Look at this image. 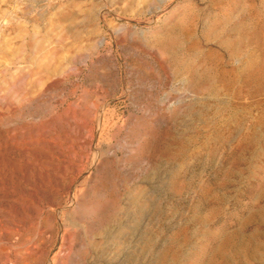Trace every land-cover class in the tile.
Wrapping results in <instances>:
<instances>
[{
    "label": "rangeland",
    "instance_id": "374dc122",
    "mask_svg": "<svg viewBox=\"0 0 264 264\" xmlns=\"http://www.w3.org/2000/svg\"><path fill=\"white\" fill-rule=\"evenodd\" d=\"M263 102L264 0H0V264H264Z\"/></svg>",
    "mask_w": 264,
    "mask_h": 264
},
{
    "label": "bare ground",
    "instance_id": "6f19581e",
    "mask_svg": "<svg viewBox=\"0 0 264 264\" xmlns=\"http://www.w3.org/2000/svg\"><path fill=\"white\" fill-rule=\"evenodd\" d=\"M214 84H215V83H214ZM214 84H213V85H214ZM233 87H234V86H233ZM208 90H209V89H208ZM216 97H217V96H216ZM219 97H221V96H219ZM217 99H218V98H217ZM216 101H217V100H216ZM220 103H221V102H220ZM263 103H264V102H263ZM263 103H262V104H263ZM255 105H256V104H255ZM258 106H259V105H258ZM249 109H250V108H249ZM239 112H240V111H239ZM240 114H241V113H240ZM258 114H260V113H258ZM261 114H262V113H261ZM241 116H242V115H241ZM260 116H261V115H260ZM253 117H254V116H253ZM256 117H257V116H256ZM260 119H261V118H260ZM253 121H254V120H253ZM258 122H259V121H258ZM260 122H261V121H260ZM260 122H259V123H260ZM242 123H243V122H241V124H242ZM256 123H257V122H256ZM263 123H264V122H263ZM263 123H262V124H263ZM235 124H236V123H235ZM235 124H234V125H235ZM241 124H240V125H241ZM260 125H261V124H260ZM260 125H259V126H260ZM249 126H250V125H249ZM261 126H262V125H261ZM240 127H241V126H240ZM254 128H255V127H254ZM259 128H260V127H259ZM232 129H233V128H232ZM239 129H240V128H239ZM241 129H242V128H241ZM251 130H252V129H251ZM261 130H262V129H261ZM216 132H217V131H216ZM249 132H250V131H249ZM253 132H254V131H253ZM229 133H230V132H229ZM243 134H244V133H243ZM245 134H246V133H245ZM252 134H253V133H252ZM254 134H255V133H254ZM223 136H224V135H223ZM223 136H221V137H223ZM248 137H249V136H248ZM243 138H244V137H243ZM180 142H181V141H180ZM175 146H176V145H175ZM175 146H174V147H175ZM180 146H181V144H180ZM176 147H177V146H176ZM178 147H179V146H178ZM179 152H180V151H179ZM172 153H173V152H172ZM174 153H176V152H174ZM186 157H187V156H186ZM237 158H238V157H237ZM184 159H185V158H184ZM124 209H125V208H124ZM121 213H122V212H121ZM123 214H124V213H123ZM125 214H126V213H125ZM117 219H118V221H117L118 224L120 223V225L122 226V222H121V220H120L119 218H117ZM127 220H128V219H127ZM110 225H111V224H110ZM120 225H119V226H120ZM114 227H115V226H114ZM110 228H111V227H110ZM110 230H111V229H110ZM112 230H113V229H112ZM116 232H117L118 236H121V235H122V230H121V228H120L118 231H116ZM104 233H105V232H104ZM106 233H107V231H106ZM105 235H106V234H105ZM108 237H109V236H108ZM120 243H121V242H120ZM97 253H98V252H97ZM105 254H106V253H105ZM100 256H101V257H104L102 253L100 254ZM103 260L105 261L106 264L109 262V259H108V258H103ZM107 261H108V262H107Z\"/></svg>",
    "mask_w": 264,
    "mask_h": 264
}]
</instances>
